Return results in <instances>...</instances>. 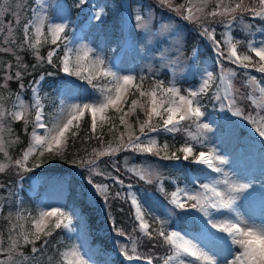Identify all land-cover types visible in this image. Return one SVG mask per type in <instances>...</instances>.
<instances>
[{"label": "snow or ice", "instance_id": "1", "mask_svg": "<svg viewBox=\"0 0 264 264\" xmlns=\"http://www.w3.org/2000/svg\"><path fill=\"white\" fill-rule=\"evenodd\" d=\"M33 2L36 7L29 9L31 15L22 28L21 13L26 6L23 0H3V6H0V37L4 45L0 47V53H8L16 61V71L12 73L13 65L9 62L0 78V154L4 158L0 160V175L12 168L22 176L57 158L85 169L93 199L96 196L100 198L102 211L110 220L115 235L127 241L119 243V252L126 261H144L145 264H154L157 260L161 264H264V215L257 218L246 214L241 210L243 205L240 203L242 199H255L258 193L264 204V185L257 190L251 181L242 182L225 169L228 164L226 157L208 144L207 134L213 129L204 122L206 105L203 103L212 92L210 99L218 102L221 111L244 120L260 138H264V78L248 71L254 69L264 74V39L242 41L233 36L236 29L249 34L257 28L264 32V26L254 23L256 20L264 21V0H181L180 3L157 0L159 6L195 25L194 30L208 42L216 57L215 68L204 71L199 86L184 90L176 85L174 71L173 80L168 84L162 79H152L148 87H145L147 77L122 74L114 63L93 48L74 45L66 35L68 24L50 19L46 0ZM85 3L87 0H79L77 6ZM5 16L12 17L15 26L12 22L5 24ZM91 19L100 21L102 13L96 12ZM153 19V9L149 8L147 17L142 14L135 16V26L153 36L170 33L179 49L183 28L172 33L171 24L164 23L161 18L160 26L153 32ZM217 24L223 28L219 40L214 26ZM17 30L22 33V40L18 39ZM242 44L244 49L238 51ZM46 45L54 47L45 56L41 54V49ZM25 50L30 51L35 59L32 69L45 63L58 67L68 77L85 82L92 91L83 101L66 102L60 99L46 111L45 97L41 92L44 76L41 75L29 86L31 97L26 99L22 81L25 73H31L27 72L28 65L17 54ZM61 50L62 54L57 57ZM54 57H57L55 62ZM225 61L236 67H226ZM237 69L244 71L239 73ZM238 76L245 77L246 95L234 83ZM13 80L20 81V90L16 93L9 88V82ZM66 84L78 87L71 81H66ZM4 90H7V95ZM9 99L13 100L10 107L6 106ZM244 100L250 101L254 112H245L241 104ZM138 112L144 116L143 120ZM86 115L90 117V128L82 139H94L100 146L92 148L83 157L73 153L69 161L65 154L79 135ZM132 117H135L134 121ZM19 122H23V131L29 140L19 157L13 159L9 150L21 142L13 124ZM106 126L108 135L117 133L107 142L104 140ZM118 126L124 130L120 132ZM160 132L183 133L185 142L170 153L169 144H159L158 138L152 135ZM177 151L183 153L184 160L191 157L194 164L204 168L192 179L191 186H177L171 192L165 190L164 177L151 161L129 165L127 158L124 159L126 172L146 184H158V190L171 205V208L165 207L163 219L148 211L147 201L132 191L131 183L125 185L119 175L101 170L100 161L108 157L110 160L107 163L119 173V161L115 157L121 152L155 156L160 160H179ZM94 177L110 179L113 184L97 182ZM114 185L126 190L112 191ZM112 201L130 203L135 222L131 233L117 226L112 215ZM176 209L187 214L182 217L183 220L199 223L198 233L178 224L168 227ZM2 213L3 205H0ZM74 217L79 219L78 214L64 210L63 206L42 208L35 215L26 210L9 211L5 217L8 220L6 241L0 232V264H96L79 243L65 245L58 250L55 261L47 255L51 238L57 230L74 232ZM144 237L149 241L162 240L167 253L156 256L151 249L148 253L140 251ZM29 246L30 250L26 253L24 249ZM156 246L153 244L152 247Z\"/></svg>", "mask_w": 264, "mask_h": 264}, {"label": "trees", "instance_id": "2", "mask_svg": "<svg viewBox=\"0 0 264 264\" xmlns=\"http://www.w3.org/2000/svg\"><path fill=\"white\" fill-rule=\"evenodd\" d=\"M70 12H72L71 18L76 15H81L75 27L68 29L66 35L69 39L72 38L76 31L77 27L82 25L86 20H90V17L94 16L97 0H87V3L83 4L81 7H78L79 0H66ZM135 0H114L115 10L114 12H110L108 9L106 11L107 19L114 17L115 26L113 27V34L108 40L107 45H110L112 42V37L117 33V29L121 27V4L125 3L131 12V19L133 15ZM145 2H149L156 13H160L163 11L162 9L168 10L166 7H161L158 5L157 0H143ZM181 0H175V3H180ZM34 5L33 0H29L25 13V17L21 20V28L26 18L29 17V9ZM116 10L118 14H116ZM163 16V14L161 15ZM177 19H180L184 24V28L186 29L184 35L185 41V53L188 55V62L191 64H198V72H193L191 75L184 76L180 78L176 84L182 90L187 89L189 86L196 85L199 82L201 67L203 62L210 61L212 59L213 50L210 48L208 42L201 38L198 35L197 31H195V25L189 24L186 21H183L179 16ZM246 20H249V17H245ZM73 21L70 22L72 24ZM134 21L131 20L129 25V36L134 40L135 46L131 51V55L136 50L137 45L139 44V36L134 35L131 31V26ZM255 24L264 26V21L256 20ZM217 30V39H221L220 32L223 31V28L220 25H214ZM110 29V28H109ZM108 33V32H107ZM263 33L258 28L254 29L251 34L247 32H242L239 29L233 31V36L241 39L242 41H247L249 39H256L263 37ZM104 34V38H105ZM18 39L22 40V33L17 30ZM0 47L1 41H0ZM52 45H46L41 49V54L46 56L48 50H50ZM159 47V43L153 45L152 50L156 51ZM244 45L240 46L239 50H243ZM195 50V51H194ZM19 55L22 57V62L28 65L27 72L31 74H24L23 83L25 85L23 94L26 99L30 100L31 91L30 85L33 81L38 80L41 75L44 76V80L41 82V89H44V93H42L45 97V102L50 98V94L54 93L56 90H60L66 87V74L59 70L58 67H53L52 65L43 64L38 66L35 69H32V64L35 63L34 57L31 55L30 51H18ZM62 54L61 52L57 53V57ZM57 57H54V62L57 60ZM215 58V57H214ZM11 62L13 67L11 69L12 73L16 71V61L14 57L8 53H0V78H2L4 73V67L7 63ZM226 67H233L235 65H230L226 61L224 62ZM239 73H242L243 69H237ZM251 74L256 75L258 78H264V74L255 72L254 69L248 70ZM138 77L141 74H138L137 69L136 73ZM148 79L145 80V87H148L151 84L153 76L148 77L147 75H143ZM159 79V78H157ZM245 77L238 76L234 81L237 88H240L243 94H247L248 89L244 86ZM2 81V79H0ZM20 81H10L9 88L12 93L18 92ZM215 89L213 88V91ZM46 94V95H45ZM212 96V92H209L208 97H205L203 103L206 105L205 113L206 115L210 113H214L216 115V124L212 126V132L214 136L218 137L219 135L227 136L226 142L232 143L233 150L236 156L241 157L246 152L247 154L254 152L259 156L264 157V143L260 142V151L257 150V140L263 139L258 136V134L252 129L244 120L233 117L230 112L221 111L219 104L214 99H210ZM51 101V100H50ZM13 100H7V106L10 107ZM242 106L245 112L255 111L250 101L244 100L242 101ZM140 116V119L143 120L144 116L141 113H137ZM205 115V116H206ZM133 121L135 117L131 118ZM89 117L86 115L85 120L82 121L81 131L77 136L74 144H70L68 152L65 154L66 158L71 161L73 158V153H75L79 157H83L90 153L91 149L94 147H99L98 141L94 139L83 140L82 138L86 134V130L89 128ZM118 125V121L116 122ZM13 128L15 129V133L19 135L21 142L16 144L14 148L11 150L10 155L13 159L18 158L21 151L27 146L29 137L24 133L23 127H20L18 123L13 124ZM118 130L122 132L124 129L122 126H118ZM29 131L31 128L29 127ZM105 136L104 140L107 142L112 136H115L117 133L113 132L111 135L107 134V126L104 129ZM208 135V144L211 146L212 136ZM153 136L158 138L159 144L163 145L164 142L169 144V152L176 151L180 148L185 142V137L183 133H177L175 135L168 134L164 132L153 133ZM212 147V146H211ZM255 150V151H253ZM197 151H199V146H197ZM176 154L180 157V167L175 168L173 166L174 160H160L155 156H138L133 153H125L121 152L118 156L115 157L117 161H119L120 172L117 173L107 161L110 158L105 157L100 161L101 170L105 172H111L112 175H119L125 181V185L131 183L132 191H135L138 196L142 200H146V207L149 212H151L154 216L160 217L161 219L165 216V207L171 208V205L168 204L167 198L164 196L162 192L158 190V184H146L144 181L139 180L138 177L133 176L131 173H128L124 170V159L127 158L129 165L132 164H140L143 160H148L151 162L159 163V172L164 177V188L166 191L171 192L175 190L177 186L181 187L184 181H188L191 177H196L199 175L201 170V165L194 164L192 162V158L189 160L183 159V153L176 152ZM52 173L57 174H67L68 175V194H67V202L66 206L69 204H73L78 207L79 212H81L87 222V228L91 235V244L98 245L104 252H115V256L112 258L113 264H124L123 257L119 252V243L127 242L124 237H118L115 235L114 229L111 227V222L107 218L104 211H102L101 205L102 201L98 196L93 199V190L90 185L87 184V171L82 168L75 167L71 162L65 163L61 160L59 163H54L52 165L44 164L40 168H36L33 172L23 173V175H18L16 171L12 168H9L7 172L3 175H0V185H4V187H0V196L1 201L0 205H3V213L0 214V226L3 231H5V226H8V220L5 218L9 211L15 212L17 211L16 201L23 197L29 198L30 195L35 196L36 198H40L45 193V181L41 174L50 175ZM94 180L97 182L113 184V182L109 180H105L103 177H94ZM112 191H125L126 189L120 188L119 185H114L111 189ZM123 208V211L120 209ZM176 215H173L169 220L168 227L173 228L175 225H179L180 227L191 230L195 233L199 232V223L198 222H189L183 220L182 217L187 215L186 213L181 212V210L176 209ZM112 215L116 220L117 226L123 228L126 233H131L133 227L135 226L134 218H133V210L131 208L130 203H126L123 201H112ZM5 235V234H4ZM139 235V233H137ZM75 237V231L72 233H67L63 229L57 230L54 233V236L51 238L52 243L47 249V255H51L53 257V261L58 259V250L62 249L65 245H69L72 243ZM153 244L157 245L153 248ZM39 246V245H37ZM149 249L152 250L156 256H163L167 253V247L163 244L162 240L159 238L154 241H149L146 237L143 238V243L140 246V251L144 253H148ZM30 250V246L25 248L24 251L28 253ZM46 261V256H45ZM154 264H161L159 260L154 261Z\"/></svg>", "mask_w": 264, "mask_h": 264}, {"label": "rangeland", "instance_id": "3", "mask_svg": "<svg viewBox=\"0 0 264 264\" xmlns=\"http://www.w3.org/2000/svg\"><path fill=\"white\" fill-rule=\"evenodd\" d=\"M28 1L29 0H23L26 6L22 10L21 20L24 19L25 13L27 12L26 7ZM46 4L48 5L50 19L57 23H67L68 29L75 27V24H77V21H79L81 18V15L79 14L71 18L72 12H70L66 0H46ZM0 6H3V0H0ZM33 7H36L35 3L30 8ZM149 8L153 9L149 2H145L143 0H135L133 8L134 21L135 16L137 14H142L147 17ZM107 9L110 12H114V0H97L96 12L102 13V19L100 21L93 19L90 23L86 21L78 27L76 25V31L73 37L71 38V40L74 42V45L78 46L80 44H83L93 48L98 54L103 55L109 62L114 63L116 68L122 74L126 73L127 69L129 72L128 74H135L137 69L138 74H145L150 78L151 76H153V79H162L165 81L166 84L173 80V71L175 73V83L184 76L191 75L193 72L196 71L198 72V64L194 65L188 62V55L185 53L184 41L186 29L184 28V24L181 20L174 18L175 15L172 16L171 14H166L164 16H161L162 14L156 13L153 9V25H155V27L153 28V32H156L157 28L160 26L161 18H163L164 23L171 24L172 33H174L177 29L183 28L182 41L179 44V49L177 48V41L173 39L170 33H163L155 36H153L152 34H145L135 26V21L131 26V31L134 35L139 36L140 41L136 47V50L131 56H129V50L133 48V43L131 39L130 41L126 39L125 34L128 10L126 7H123V5H121L120 13L124 20L123 31L117 29V33L115 34V36L112 37L111 44L107 45L108 40L113 34V27L115 26L113 16L107 19ZM116 14H118L117 10ZM30 15L31 13L29 11V17ZM71 21H73L72 24H70ZM9 22H12L15 26V22L14 20H12V17L5 16L4 23L7 24ZM96 22L98 23L96 24ZM104 34H106L105 38ZM261 39H264V36L259 40ZM165 40L167 41L166 43L164 42ZM0 41L1 45L4 46L2 44V37H0ZM156 43H159V47L156 51H153L152 47ZM200 65H202V67L199 82L196 85L189 86L187 89L198 87L204 74V71L206 69L212 71L215 68V63L212 61H205ZM216 72L218 73L217 69ZM66 78L67 81H71L73 84L78 85V87H68L67 85L63 89L56 91V93L54 92L50 94V98L46 102V111L50 110L53 107L54 102H58L60 99H64L66 102L83 101L92 91L91 87L86 85L85 82L78 81L75 77H68L67 75ZM4 94L7 95V90H4ZM53 97H55V100L50 102ZM204 122L209 123L211 126L215 125V114L210 113L206 115L204 118ZM18 124L20 127L24 128L23 122H19ZM209 134H211V132ZM211 136V146L215 147L217 151L224 155L228 160V164L225 165V169L233 176L239 177L242 182L251 181L255 188L259 190L261 186L264 185V157L259 156L254 152H251L249 154H247L246 152L241 157H238L234 153L232 143L226 142L227 136L219 135L218 137H216L213 134H211ZM256 147V152H259L260 143L258 141ZM13 148L14 147L9 150L10 153ZM3 159L4 158L2 154H0V160ZM60 161L61 159L59 158L51 159L48 163L44 164L50 165L54 163H59ZM152 163L159 170V163L156 161ZM173 166L175 168H178L180 166V162L177 160L173 163ZM211 175L215 176L216 174L212 173ZM43 180L46 183L45 193L37 199L20 198L17 202V211L26 210L32 212L35 215L42 208L63 206L64 210L70 213L78 214L79 219H76L74 217V223L77 229V233L75 240L72 243L81 244L82 250L88 252L91 258L96 262V264H113V254L109 252H104L98 245L91 244V235L86 226V220L83 214L79 212L78 207L73 204H69L68 206L65 205V203L67 202L68 194V176L61 174L44 175ZM186 185L191 186V181H184L181 187H184ZM240 203L243 205L241 210L244 211L246 214L254 215L257 218L261 217V215H264V204H262L258 193L255 199H242ZM196 215L199 214L197 213ZM7 228L8 226L6 225L5 231H3L0 226V232L5 234V241L7 240ZM221 255H223V253H221ZM125 264H145V262L126 261Z\"/></svg>", "mask_w": 264, "mask_h": 264}, {"label": "bare ground", "instance_id": "4", "mask_svg": "<svg viewBox=\"0 0 264 264\" xmlns=\"http://www.w3.org/2000/svg\"><path fill=\"white\" fill-rule=\"evenodd\" d=\"M98 22H96V24H97ZM129 72H128V69H127V71H126V73H124V74H128Z\"/></svg>", "mask_w": 264, "mask_h": 264}]
</instances>
